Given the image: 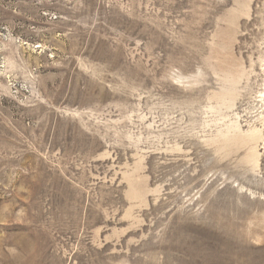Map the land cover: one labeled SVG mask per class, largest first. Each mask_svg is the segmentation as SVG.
<instances>
[{"label":"rangeland","instance_id":"1","mask_svg":"<svg viewBox=\"0 0 264 264\" xmlns=\"http://www.w3.org/2000/svg\"><path fill=\"white\" fill-rule=\"evenodd\" d=\"M263 90L264 0H0V264H264Z\"/></svg>","mask_w":264,"mask_h":264},{"label":"bare ground","instance_id":"2","mask_svg":"<svg viewBox=\"0 0 264 264\" xmlns=\"http://www.w3.org/2000/svg\"><path fill=\"white\" fill-rule=\"evenodd\" d=\"M260 98L262 101H264V90L260 93ZM264 117V115H263ZM257 133V129H252L248 134H247V139L249 140H253L255 138V135ZM249 158L251 159L252 157L249 156ZM258 162V160H256Z\"/></svg>","mask_w":264,"mask_h":264}]
</instances>
